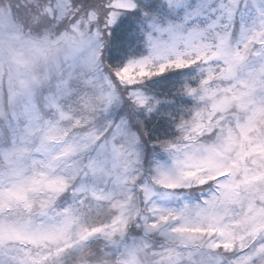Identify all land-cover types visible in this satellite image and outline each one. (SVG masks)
Instances as JSON below:
<instances>
[{
  "label": "snow or ice",
  "instance_id": "snow-or-ice-1",
  "mask_svg": "<svg viewBox=\"0 0 264 264\" xmlns=\"http://www.w3.org/2000/svg\"><path fill=\"white\" fill-rule=\"evenodd\" d=\"M0 264H264V0H0Z\"/></svg>",
  "mask_w": 264,
  "mask_h": 264
}]
</instances>
